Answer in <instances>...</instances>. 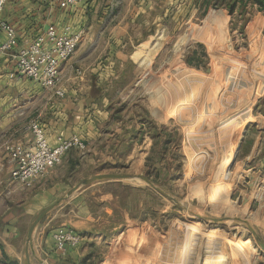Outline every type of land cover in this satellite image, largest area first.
<instances>
[{
    "label": "rangeland",
    "instance_id": "rangeland-1",
    "mask_svg": "<svg viewBox=\"0 0 264 264\" xmlns=\"http://www.w3.org/2000/svg\"><path fill=\"white\" fill-rule=\"evenodd\" d=\"M153 1L149 43L132 50L117 80H99L102 88L109 83L104 96L116 120L129 126V135L142 122L141 133L151 141L138 171L121 162L107 172L129 176L122 182L138 186L147 203L143 199L135 211L132 204V252H117L102 264H264V79L229 164L235 140L230 125H223L230 116L221 111L233 74L245 64L251 74L261 71L264 50L254 41L264 42V8L250 0ZM255 25L251 37L248 27ZM119 62L112 60V71L120 70ZM256 136L260 147L248 154ZM85 174L75 172L73 180L80 183ZM191 211L222 221L211 223ZM103 250L95 249L92 263L104 258Z\"/></svg>",
    "mask_w": 264,
    "mask_h": 264
},
{
    "label": "crops",
    "instance_id": "crops-1",
    "mask_svg": "<svg viewBox=\"0 0 264 264\" xmlns=\"http://www.w3.org/2000/svg\"><path fill=\"white\" fill-rule=\"evenodd\" d=\"M153 4V0H83L64 6L61 0H8L0 11V22L10 25L16 36L15 47L0 54V264H39L34 253L43 264H94L95 249L104 248V258L96 263L102 264L117 252H132L130 226L137 223L131 216L132 204L136 203L135 211L143 199L147 200L137 194L138 186L122 181L81 186L38 224L29 259L25 243L34 218L65 195L64 190L79 184L73 180L75 172L86 173L88 178L105 174L121 162L130 171H138L148 155L151 141L141 133L144 124L136 123V135H129L125 130L129 126L116 120L112 101L104 96L109 83L102 88L99 80H117L127 68L132 50L149 43ZM108 12L115 13L109 21L104 19ZM49 26L57 32L65 26L72 32H83L74 55L60 64L63 98L34 81L11 76L18 50ZM5 41L6 35L0 30V44ZM113 59L120 61L117 72L111 69ZM32 122L43 128L50 144L58 136L76 135L86 148L84 152L70 150L48 176L26 188L10 181L15 160L6 147H31ZM260 141L256 136L248 154L259 149ZM62 226L82 236L80 244L68 248L65 256L54 251L51 237Z\"/></svg>",
    "mask_w": 264,
    "mask_h": 264
},
{
    "label": "built area",
    "instance_id": "built-area-1",
    "mask_svg": "<svg viewBox=\"0 0 264 264\" xmlns=\"http://www.w3.org/2000/svg\"><path fill=\"white\" fill-rule=\"evenodd\" d=\"M8 0H0V11ZM83 0H61L64 6H75ZM0 30L6 35V41L0 44V54L10 51L16 45L14 30L5 22H0ZM83 38V32H72L65 26L57 32L53 26L46 28L39 36L19 49L15 56V70L11 76H18L34 81L58 98L64 97L60 88L61 62L69 60ZM33 144L29 148L21 146L6 147L14 154L15 166L10 172V181L26 188L33 186L37 179L48 176L52 168L70 150L84 152L86 144L76 135L58 136L54 144L47 140L43 128L37 123L30 124ZM54 251L65 256L68 248L80 244L82 236L68 227H59L53 231Z\"/></svg>",
    "mask_w": 264,
    "mask_h": 264
},
{
    "label": "bare ground",
    "instance_id": "bare-ground-1",
    "mask_svg": "<svg viewBox=\"0 0 264 264\" xmlns=\"http://www.w3.org/2000/svg\"><path fill=\"white\" fill-rule=\"evenodd\" d=\"M259 23H260V21L257 22V24H259ZM255 26H256V29H255ZM255 26L248 27L249 28V35L251 37H255L257 34V29H258L257 27L258 26L257 25H255ZM261 38L258 37L254 41V43L257 44L260 51H263L264 50V44H263L264 42L261 40ZM262 53L263 52H261V54ZM245 57L248 58L249 56L245 55ZM262 58L264 59V54H262ZM263 59H261V61H260L261 71L258 72L257 76H256V74H251L249 67L244 63L245 67H242L240 70H238L236 72V75L233 74L232 81H229V84H228V81L226 82L224 94H222L223 97H226V100L224 102L221 101V105H222L221 111H224V113L226 115L229 114L230 117L223 123V125L224 126L230 125V127H231L230 130L233 133L234 140H235V143L231 144L230 154L227 157V163L231 160V158L234 155L236 144H237L236 141L239 139L238 137H239L240 132L242 130V125H244L243 123L249 121V119H250V115H249L250 108L254 104L257 97L260 95V92L262 89V86H261L262 84H261V82H259V79H262V80L264 79V69H263L264 60ZM169 85L172 86L171 83ZM215 99H214V102H216ZM217 100H218V97H217ZM215 104H217V103H215ZM234 108H236V109H234ZM233 112H235V115L231 116ZM237 115H239V117H237ZM219 244H221V246H222V243H219ZM225 244H227V243H225ZM229 245H230L229 247H231V244H229ZM236 245L238 246V244H236ZM232 248L233 247H231V249ZM229 250H230V248H229ZM219 257L221 258L222 256H219Z\"/></svg>",
    "mask_w": 264,
    "mask_h": 264
},
{
    "label": "water",
    "instance_id": "water-1",
    "mask_svg": "<svg viewBox=\"0 0 264 264\" xmlns=\"http://www.w3.org/2000/svg\"><path fill=\"white\" fill-rule=\"evenodd\" d=\"M128 178H130V177L126 176V175L111 174V173L92 175V176L86 178L85 180H83L78 185H76L73 188H71L68 193H66L65 195L60 197L58 200L53 202L51 205L46 207L44 210H42L34 218V220L31 222V224H30V226L28 228L27 235H26V243H25L26 258L29 259V251L33 250V233H34V230L36 229V227L38 226V224L45 217H47L55 208H57L67 197H69L73 193H75L81 186H89V185H92V184H95V183H99V182H104V181H123V180H127ZM136 178L139 179L140 181H143L147 186H150L151 188H154L155 190L163 193L157 186H155L151 181L147 180L146 178H144V177H136ZM191 213L196 215L200 219L208 221V222H211V223H219V222L222 221L221 219L209 218L207 216L200 215V214H198L196 212H193V211H191ZM233 219L236 220V221H240V222H242V223H244L245 225L248 226V224L243 219H239V218H233ZM259 245L264 250V244L260 240H259ZM33 256L36 258V260H37V262L39 264H43L42 260L38 257L37 254L34 253ZM25 264H29L28 261Z\"/></svg>",
    "mask_w": 264,
    "mask_h": 264
},
{
    "label": "trees",
    "instance_id": "trees-1",
    "mask_svg": "<svg viewBox=\"0 0 264 264\" xmlns=\"http://www.w3.org/2000/svg\"><path fill=\"white\" fill-rule=\"evenodd\" d=\"M209 1V0H207ZM242 2L243 0H236ZM253 4H257L260 8H264V0H250ZM216 4V1H215Z\"/></svg>",
    "mask_w": 264,
    "mask_h": 264
}]
</instances>
